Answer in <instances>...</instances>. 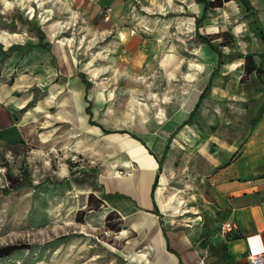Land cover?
I'll use <instances>...</instances> for the list:
<instances>
[{
  "label": "crops",
  "instance_id": "1",
  "mask_svg": "<svg viewBox=\"0 0 264 264\" xmlns=\"http://www.w3.org/2000/svg\"><path fill=\"white\" fill-rule=\"evenodd\" d=\"M249 1L253 20L257 21H253V35L257 37L258 28L264 36V0ZM159 2L62 0V10L68 17L77 14L100 36L113 32L117 42L125 40L127 48L136 50L140 40L123 26L127 13L136 15L148 8L157 9ZM191 6L199 12L191 18L195 35L197 31L201 34L202 21L209 11L201 19L204 5L193 0ZM107 7L112 8V13L106 21L102 11ZM198 19L201 22L197 28ZM32 39L34 44L41 41L37 36ZM42 42L49 43V48H24L19 56L18 51L12 52L0 63V152L20 157L26 153L27 163L43 159L47 151L55 155L61 152L77 168L79 164L81 169L72 175L73 190L84 195L77 214L86 209L84 219L94 229L113 222L117 215V220L123 218L128 230L135 229L139 233L136 248L144 253L142 258H132L130 264H204L200 257L202 249L191 250L183 231L174 233L171 226L175 213L193 212L195 221L202 219L196 214L202 212V207L209 224L200 228L199 238H208L211 257L222 264H249L251 240L264 248V84L261 83L257 96L261 100L259 112L249 119L251 129L240 143L225 141L221 138L224 133L217 131L214 123L203 122V104L215 88L214 76L223 66L214 74L218 65L214 51L216 68L188 107L172 112L167 109L166 114L163 110L165 118H159L156 112H134L128 128H121L103 115L102 92L78 70L63 44H54L48 36ZM261 42L263 49L258 57L264 66ZM209 82L211 87L200 100ZM240 105L247 112L245 104ZM136 119L146 124L136 123ZM123 134L128 136V142H115L116 136ZM128 144L129 157L115 158L106 165L107 154L127 150ZM176 157L181 159L177 171L171 170ZM59 163L61 171L56 175L69 176L70 167L62 163V157ZM118 169L126 170L127 175H121ZM79 175L84 179L90 176L92 184L85 182L88 187H81ZM226 223L231 224L230 229L222 230ZM221 245L222 253L214 255L209 251L211 246L218 249Z\"/></svg>",
  "mask_w": 264,
  "mask_h": 264
},
{
  "label": "rangeland",
  "instance_id": "2",
  "mask_svg": "<svg viewBox=\"0 0 264 264\" xmlns=\"http://www.w3.org/2000/svg\"><path fill=\"white\" fill-rule=\"evenodd\" d=\"M7 1L12 6L0 0V63L3 49L33 44L36 42L33 36H48L54 44L64 42L61 46L73 57L78 70L102 92L103 115L119 123L121 128H128L134 112L150 115L156 112L159 118H165L167 109L172 112L188 107L216 68V54L195 35L191 18L198 11L191 6L193 0H160L157 9L148 8L136 15L128 11L123 26L140 40L136 50L127 48L125 40L117 42L113 32L103 36L95 33L77 14L68 17L62 10V0ZM31 8L35 9L34 13L30 12ZM254 29L253 17L238 0L210 9L200 28L201 34L211 38L224 53L223 66L214 76L215 88L203 104V122L214 123L216 130L224 133L221 138L230 143L245 139L251 129L249 119L258 114L261 105L257 97L261 83L243 69L244 58L237 57V54L250 53L261 63L258 56L263 43L253 35ZM2 42L11 45L5 46ZM18 52L19 56L22 51ZM240 103L245 104L247 112ZM136 123L145 125L146 121L136 119ZM114 140L126 143L128 136L123 134ZM129 151L128 144L127 150L114 151L112 156L107 154L106 165L115 158L129 157ZM5 155L10 158L11 175L22 177L18 181L22 187L0 191V250L15 246L8 255L0 256V264H130L132 258H142L144 251L136 248L139 233L128 230L123 218L119 216L117 220V215L113 222L94 229L84 219L86 209L77 214L84 195L73 190L72 175L81 167L71 166L70 157L47 151L43 159L35 158L34 162L27 163L26 153L20 157L16 153L0 152L2 160ZM61 157L62 163L70 167L69 176L68 173L62 177L56 175L61 171ZM180 160L175 158L171 170L179 169ZM88 169L93 171L91 167ZM24 171L28 174L27 181ZM118 171L127 175L126 170ZM77 178L81 187H88L85 182L92 184L90 176ZM193 203L191 200L189 205ZM175 214L171 222L174 233L183 231L191 250L202 249L200 257L204 264H222L207 251L208 238H199L200 228L209 224L204 207L202 212H196L202 216L197 221L193 219V212Z\"/></svg>",
  "mask_w": 264,
  "mask_h": 264
},
{
  "label": "trees",
  "instance_id": "3",
  "mask_svg": "<svg viewBox=\"0 0 264 264\" xmlns=\"http://www.w3.org/2000/svg\"><path fill=\"white\" fill-rule=\"evenodd\" d=\"M228 1H231V0H197V2H199V3L204 5L203 15H202L201 19L205 18L207 12L210 9L217 8V7H222L223 4L225 2H228ZM238 1L243 5V7L245 8V11H247V13H249L251 16H254L253 8H252L249 0H238ZM201 19H198L196 21L197 28H198V26H199V24L201 22ZM253 21H254V23L257 22L256 19H254ZM196 35H197L199 40H201L202 42L207 44L211 48V50L214 51L218 55V65H217V69L214 72V74H216L218 72L219 68L223 65L224 53L219 49V47L217 45H214L212 43L211 38L200 34L198 31H197ZM224 35L226 37H231V38L234 39V37L231 34H229V33H225ZM255 35H257V37H259L264 42V36L261 35V31L258 28L255 31ZM42 39L43 38H41V41L38 44H34L33 43V44H29L28 46H22V47L18 46V45L11 46L6 52H3V54H2L3 55V61L5 59L9 58L10 57L9 54H11L12 52L23 51L24 48L32 49V48H35V47H39V48H43V49H48L49 48V43H43ZM237 57H243V56H242V54H237ZM254 57L255 56L253 54H250V53L246 54L244 56L245 64H246L245 65V70H246V72L248 74L255 73L258 82L264 84V66H262L261 63L257 62V60ZM80 77H81L82 80H85L83 74H80ZM210 83L211 82H209V84L205 88V91L201 95L200 100H202L206 96L207 91L211 87ZM87 111L90 112L89 107L87 108ZM193 114H194V112H193ZM70 165L73 166V167L76 166L72 162H70ZM24 174H25V180H28V174H26V173H24ZM13 187H17V188L18 187H22V183H18V181L14 180L13 181ZM13 249H15V246H8V247L2 248L0 250V256L8 255ZM223 250H224V245L219 246L218 249L217 248H212V246L209 248V251H211L214 255H216V253L218 251L222 253ZM231 264H236V263L232 262Z\"/></svg>",
  "mask_w": 264,
  "mask_h": 264
},
{
  "label": "built area",
  "instance_id": "4",
  "mask_svg": "<svg viewBox=\"0 0 264 264\" xmlns=\"http://www.w3.org/2000/svg\"><path fill=\"white\" fill-rule=\"evenodd\" d=\"M49 2H52L53 0H48ZM34 2H38L37 0H34ZM51 14H53V9H50ZM47 11V12H50ZM32 13L35 12L34 8H31ZM103 18L104 20H109L110 19V15L112 13V8H105L103 11ZM9 156L5 155L4 156V160H2V158L0 157V191H9L13 188V181H21L22 177H14L13 175H11V173L9 172ZM25 178V177H24ZM23 178V179H24ZM231 224L230 223H226L224 225H222L221 229L222 230H226V229H230ZM253 238H255L253 236ZM248 263L249 264H264V248L261 246V244L259 242L256 241H252L251 240V246L248 250Z\"/></svg>",
  "mask_w": 264,
  "mask_h": 264
},
{
  "label": "bare ground",
  "instance_id": "5",
  "mask_svg": "<svg viewBox=\"0 0 264 264\" xmlns=\"http://www.w3.org/2000/svg\"><path fill=\"white\" fill-rule=\"evenodd\" d=\"M38 1V0H37ZM6 6H12V4L9 2V1H7L6 0ZM47 12V11H46ZM69 41V40H68ZM1 42V41H0ZM58 42H60V41H58ZM3 43V42H2ZM63 45H65V43L64 42H61ZM125 181H126V179H125ZM126 183H128L127 181H126Z\"/></svg>",
  "mask_w": 264,
  "mask_h": 264
}]
</instances>
